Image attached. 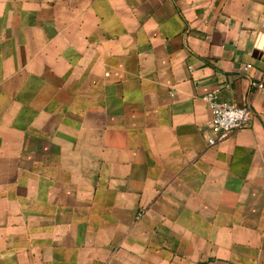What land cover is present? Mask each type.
<instances>
[{
  "label": "crops",
  "instance_id": "0c3cea01",
  "mask_svg": "<svg viewBox=\"0 0 264 264\" xmlns=\"http://www.w3.org/2000/svg\"><path fill=\"white\" fill-rule=\"evenodd\" d=\"M263 77L264 0H0V264H264Z\"/></svg>",
  "mask_w": 264,
  "mask_h": 264
},
{
  "label": "built area",
  "instance_id": "2783aa9c",
  "mask_svg": "<svg viewBox=\"0 0 264 264\" xmlns=\"http://www.w3.org/2000/svg\"><path fill=\"white\" fill-rule=\"evenodd\" d=\"M251 82L254 88H264V77L255 78ZM208 99L212 112L211 124L215 132V136L209 138L210 144L247 127L253 118V112L247 105L220 102L216 94H210Z\"/></svg>",
  "mask_w": 264,
  "mask_h": 264
}]
</instances>
